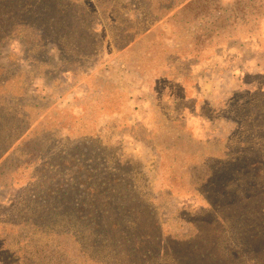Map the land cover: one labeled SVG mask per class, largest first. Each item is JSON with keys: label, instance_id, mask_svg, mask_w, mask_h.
<instances>
[{"label": "rangeland", "instance_id": "rangeland-1", "mask_svg": "<svg viewBox=\"0 0 264 264\" xmlns=\"http://www.w3.org/2000/svg\"><path fill=\"white\" fill-rule=\"evenodd\" d=\"M71 1L92 55L0 35V264H264V0Z\"/></svg>", "mask_w": 264, "mask_h": 264}, {"label": "trees", "instance_id": "trees-1", "mask_svg": "<svg viewBox=\"0 0 264 264\" xmlns=\"http://www.w3.org/2000/svg\"><path fill=\"white\" fill-rule=\"evenodd\" d=\"M147 1L149 6L152 5V0ZM169 1L178 2L176 3L177 5L185 0ZM196 1L198 0L190 1L186 6L189 8ZM78 9L79 7H76V4L71 0H0V35L3 33L11 35L12 29H22L24 32L35 34L38 42L50 43L61 56L64 49L68 54L76 55L77 57L92 55L93 51H83L86 48L94 47L96 37L93 35L94 32L89 30L93 28L85 25L87 22L85 14ZM239 13L241 15L238 16V20L244 22L246 17L244 12L241 10ZM147 15L152 17V11L149 7ZM85 30L89 32L87 34L93 35L92 39L81 34L86 32ZM126 32V30H122L123 34ZM60 60L63 65H69L67 57L60 58ZM258 231L259 229L257 228ZM250 240L257 242L259 240L258 235L251 237ZM187 244L182 248L177 245L174 253L177 260L180 257V253L185 254L186 257L189 255L192 257L199 248L201 251L198 252L199 254L196 255L197 258L195 259V261L198 260V264H206V262L234 264L233 261L239 259L237 247L224 249V252L216 253L217 243H212V246H210L205 238H202L201 243L196 242L193 245H189V247ZM259 249L260 243L258 242V246L254 248V254L262 252Z\"/></svg>", "mask_w": 264, "mask_h": 264}]
</instances>
